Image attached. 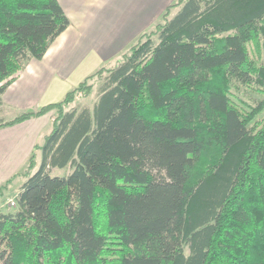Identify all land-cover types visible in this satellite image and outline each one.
Masks as SVG:
<instances>
[{
    "label": "trees",
    "instance_id": "trees-1",
    "mask_svg": "<svg viewBox=\"0 0 264 264\" xmlns=\"http://www.w3.org/2000/svg\"><path fill=\"white\" fill-rule=\"evenodd\" d=\"M70 24L59 0H0V104ZM50 112L0 264H264V0H176L118 64L0 128Z\"/></svg>",
    "mask_w": 264,
    "mask_h": 264
},
{
    "label": "crops",
    "instance_id": "crops-1",
    "mask_svg": "<svg viewBox=\"0 0 264 264\" xmlns=\"http://www.w3.org/2000/svg\"><path fill=\"white\" fill-rule=\"evenodd\" d=\"M171 1L59 0L71 19L70 26L42 59H32L18 74L3 94L0 105L28 111L37 109L44 101L45 104L56 102L53 97L58 88L61 90L66 80L76 74L87 55L96 52L105 59L108 56L104 53L117 52L142 32L144 24L162 15ZM64 91L62 97L67 92ZM46 97L52 100H45ZM45 117L51 119L52 113L0 128V186L28 163L44 134L37 124Z\"/></svg>",
    "mask_w": 264,
    "mask_h": 264
},
{
    "label": "rangeland",
    "instance_id": "rangeland-1",
    "mask_svg": "<svg viewBox=\"0 0 264 264\" xmlns=\"http://www.w3.org/2000/svg\"><path fill=\"white\" fill-rule=\"evenodd\" d=\"M175 1L176 0H172L171 3ZM178 10L179 8L172 9L170 17H173ZM159 20H161V15H159L154 21L150 20L148 24H144L142 26L141 29L142 32H140V34L143 32L151 31ZM139 35L133 37L131 41H128L122 48L120 47V49H118L117 52L113 54H111L112 51L108 53H104V55L108 56L105 59L99 57L100 55L97 56L96 52H92L89 55H87L85 57L84 63L82 64V66L79 67V70L76 72V74L72 76L71 79L66 80V84H63L61 90H59L58 88V92L55 93L56 95H54L53 100L59 101L60 99H62L63 98L62 96L65 92L64 90L67 91L71 90L76 86V84L82 81L86 76L94 73L99 68L111 67L118 64L123 59V54L127 52L131 47V45L137 41ZM100 84H101L100 80L95 78V86L91 91V93L86 97L77 98L73 104L76 106H83V105L93 106V104L98 99ZM234 91L237 95L236 99L238 101L241 100L242 98L244 101H248L250 103H256V101L262 97L259 93H256L255 91L250 89L247 85H242L240 88H236V90L234 89ZM48 99L52 100V98L50 97H46L45 100ZM45 102L46 101H44L42 105L45 104ZM42 105H40L39 107H41ZM32 109L34 108H31L29 110ZM21 112L24 111H19L18 109L12 108L7 105H0V121L11 120ZM37 127H41L44 130L43 133L49 132L52 128L51 119L48 117L42 118L41 120H39ZM43 140H44L43 135H41L38 143L42 144ZM34 150L37 155L35 166L33 168H30L29 172H25L28 167L27 166L28 163L27 164L24 163L22 165V167L19 169V173L18 172L16 173L17 174L16 177L13 180H11L7 190H5L4 192V196L1 198L4 200L0 201V211H12L16 208L15 207L16 205L10 204V199L15 198L17 192L21 189V186L23 185L24 181L39 168L42 161V149L36 148ZM70 171L71 169L68 166H66L63 168H54L52 170V174L67 175ZM188 250L189 249L186 248V252H188Z\"/></svg>",
    "mask_w": 264,
    "mask_h": 264
},
{
    "label": "built area",
    "instance_id": "built-area-1",
    "mask_svg": "<svg viewBox=\"0 0 264 264\" xmlns=\"http://www.w3.org/2000/svg\"><path fill=\"white\" fill-rule=\"evenodd\" d=\"M10 204H11V205H16V200H15V198H11V199H10Z\"/></svg>",
    "mask_w": 264,
    "mask_h": 264
}]
</instances>
